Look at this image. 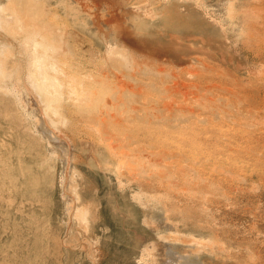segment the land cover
Returning <instances> with one entry per match:
<instances>
[{"label":"rangeland","instance_id":"374dc122","mask_svg":"<svg viewBox=\"0 0 264 264\" xmlns=\"http://www.w3.org/2000/svg\"><path fill=\"white\" fill-rule=\"evenodd\" d=\"M1 2L0 264H264V0Z\"/></svg>","mask_w":264,"mask_h":264},{"label":"bare ground","instance_id":"6f19581e","mask_svg":"<svg viewBox=\"0 0 264 264\" xmlns=\"http://www.w3.org/2000/svg\"><path fill=\"white\" fill-rule=\"evenodd\" d=\"M3 2H1V4H2ZM22 3V2H21ZM218 4V3H217ZM3 5L4 4H2V6H0V25H3V24H10V22H12L13 20H15L16 19V16H14V15H12V16H10V17H6L2 12H1V10H2V7H3ZM26 5H28V4H26ZM222 7V5L220 4L218 7H217V10H221V9H223V8H221ZM27 8V7H26ZM27 10V9H26ZM213 10V9H212ZM25 11V10H24ZM36 11V10H35ZM216 11V10H215ZM4 12V11H3ZM16 12V11H15ZM17 12H18V10H17ZM20 12V11H19ZM221 12V11H220ZM26 13V12H25ZM37 13V12H36ZM27 15V14H26ZM26 15L24 16V17H26ZM28 20V19H27ZM40 20V19H39ZM42 22V21H41ZM40 22V23H41ZM34 23V22H33ZM32 23V24H33ZM36 24V23H35ZM31 25V24H30ZM24 27V26H23ZM42 35V34H41ZM35 36V35H34ZM33 42L36 44V47L37 46H46L47 44H46V40L45 39H43V41H41V42H39V41H37V39L36 40H33ZM48 45H50L49 43H48ZM51 46V45H50ZM47 50V49H46ZM46 58H49V56L47 55V52L45 51V52H43V53H40L39 55H37V56H35V60H36V62H37V64H38V67H37V69H38V71H41V73H42V78H41V80H42V83L43 84H47L48 85V88H46V94H48L47 95V97H48V100H51V99H57L56 98V96L58 97L59 95H58V92H59V89L57 88L58 87V85H60V86H62L61 84H62V82H60L61 80H59V78L57 77V75H52L51 74V72L49 71L50 70V68L52 69V70H54L55 72H59L58 71V68L55 66V62H53V64H52V66L51 65H48L47 63H45L46 62ZM65 76H66V79H68L69 80V85H70V87L72 88V90L73 91H75V93H76V91H78L80 88L78 87V85L80 86V84H81V82L79 81H77V77L76 76H74V75H72V74H69V72H67L66 74H65ZM137 87H139V85L137 86ZM165 87H166V85H165ZM79 88V89H78ZM144 89V88H143ZM142 90V89H141ZM121 91V90H120ZM134 91V90H133ZM135 91H137V90H135ZM134 91V92H135ZM140 91V90H139ZM171 91V90H170ZM174 91V90H173ZM180 91V90H179ZM172 92V91H171ZM140 93V92H139ZM174 93V92H173ZM181 93H182V91H181ZM92 94L94 95V94H96V91H92ZM173 95V94H172ZM184 95V94H183ZM96 96V95H95ZM75 97V96H74ZM79 97H81L80 95H79ZM96 98L94 97V96H92L91 94L89 95V97H87V98H85V99H83L82 101H81V103H80V107H81V109L83 110V111H88L89 112V114H90V116H94L95 117V115H97L98 113H97V105L96 104H94L93 103V100H95ZM110 99V98H109ZM162 99H164V98H162ZM168 100V99H167ZM167 100H166V98H165V101L167 102ZM68 101V100H67ZM117 101V100H116ZM165 101H162L163 103L165 102ZM172 102H175L174 100H172ZM171 102V103H172ZM159 103V102H158ZM104 105V107L103 108H101V109H105V111H107V115H109V113H112L111 111L114 109V107H115V101H114V99H113V101L111 100V101H109V102H106V103H104L103 104ZM159 109V108H158ZM104 110L102 111V112H105ZM168 113V112H167ZM101 115V114H100ZM93 117V118H94ZM122 117V116H121ZM101 118V117H100ZM104 118V117H103ZM191 119V118H190ZM92 120V119H91ZM132 122V121H131ZM125 123V122H124ZM124 123H122V121L117 117V119H116V115L115 114H112L111 116L109 115V116H107L106 118H104V119H101V120H99V124L100 125H102V126H106L105 128V132L107 133V134H113L114 133V130H111L110 129V126H113V125H115V126H117V127H123L124 126ZM130 123V122H129ZM126 126V125H125ZM114 129V128H113ZM122 135V134H121ZM126 137V136H125ZM61 139V138H60ZM125 140V139H124ZM250 148V147H249ZM243 152V151H242ZM257 152V151H256ZM263 155V154H262ZM261 158V157H260ZM263 160H264V158H263Z\"/></svg>","mask_w":264,"mask_h":264}]
</instances>
